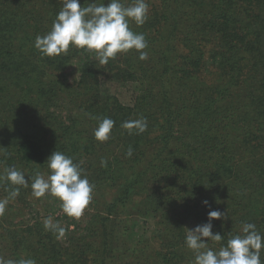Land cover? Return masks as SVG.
<instances>
[{
	"label": "trees",
	"instance_id": "1",
	"mask_svg": "<svg viewBox=\"0 0 264 264\" xmlns=\"http://www.w3.org/2000/svg\"><path fill=\"white\" fill-rule=\"evenodd\" d=\"M87 2L80 0L82 7ZM146 2L147 21L129 26L144 34L147 59L132 49L100 65L95 52L70 46L46 57L34 47L62 0H0V174L15 166L26 176L47 175V158L61 151L84 161L95 189L89 205L95 202L103 213L93 235L62 241L38 220L15 222L35 197L30 183L2 180L0 199L19 187L0 215L5 259L31 254L36 264H87L88 255L99 252L109 264L113 231L123 220L151 219L161 231L158 248L132 249L135 264H193L194 253L184 243L187 224L193 229L206 223L210 210L225 213L212 221L213 233L223 237L208 241L214 250L240 234L244 223L264 235V0ZM102 79L134 84L132 104L103 92ZM104 117L115 125L109 139L99 142L92 131ZM140 117L147 119L145 132L129 134L121 127ZM94 216L89 227L96 225ZM260 259L264 263V249Z\"/></svg>",
	"mask_w": 264,
	"mask_h": 264
},
{
	"label": "clouds",
	"instance_id": "2",
	"mask_svg": "<svg viewBox=\"0 0 264 264\" xmlns=\"http://www.w3.org/2000/svg\"><path fill=\"white\" fill-rule=\"evenodd\" d=\"M87 2V0H86ZM149 5L146 0H132L125 6L121 0H93L87 6H81L80 0H62V7L53 20L50 30L44 35H37L34 47L42 56L55 57L67 53L70 46L95 52L100 65H107L118 53H126L135 49L139 59H147V41L144 34L133 32L130 21L143 25L148 19ZM85 115H88L87 113ZM115 121L111 118H97V127L93 131L97 141L104 142L110 137ZM129 134L135 130L141 134L147 130L145 117L127 120L121 123ZM133 149L128 148L126 155L131 157ZM47 175L35 171L26 176L24 171L15 166L6 167L0 174V181L6 180L11 185L32 189V196L39 199L50 195L60 201V207L69 217L79 218L92 199L94 185L90 183L82 167L84 161L74 162L73 157L55 150L47 158ZM106 166L107 161L101 160ZM27 177V178H26ZM19 195V187H14L8 196L0 199V215H3L10 199ZM202 203L208 206V201ZM207 222L187 229L186 247L194 253L193 264H262L261 250L264 249V235L254 223H244L241 233L231 236L226 245L219 250L208 247V241L220 242V233H213V220L222 219L225 213L210 210ZM43 226L51 231L57 239L65 235V228L51 216L44 218ZM206 238V239H205ZM0 264H36L32 258L19 260L5 259L0 256Z\"/></svg>",
	"mask_w": 264,
	"mask_h": 264
},
{
	"label": "rangeland",
	"instance_id": "3",
	"mask_svg": "<svg viewBox=\"0 0 264 264\" xmlns=\"http://www.w3.org/2000/svg\"><path fill=\"white\" fill-rule=\"evenodd\" d=\"M100 86H102L103 92H105L108 95L116 97L123 105H131L134 96L136 95V89L134 84L132 83L121 84L118 81L102 79ZM95 128H93V131ZM96 189H99V187H97ZM42 198L43 199L41 200L37 198L31 199L30 200L31 203L29 204V207L25 208V211L22 212V216L16 217L15 222H19L23 225L27 224L26 226H28L31 223L33 224L35 220H38L41 223H43L44 218L51 216L54 222L58 221L60 225L65 228V230L67 229L65 231L66 236L64 235L60 239L62 241H64L65 238L71 235L78 236L80 233H81L80 235H84L87 237L85 232L88 235H93L94 230L101 228L100 224L103 222L98 221L96 216L103 215V213L98 214L99 210L95 202L93 203L94 205H88L85 208L81 217L75 218V217H69L63 213L60 207V201L58 199H54V200L51 199L52 201L50 203L48 201H45L44 197ZM97 199L100 200V198ZM17 205L18 207H22V204L20 203ZM91 216H94L93 220H96L95 222L96 225L94 227H89L91 226V224L88 225V221L90 220ZM131 217L132 216H130L129 218ZM8 222H12V221H8ZM122 226H125V229L127 228L126 232L123 231L124 227ZM187 228L190 229L189 223L187 224ZM118 231L119 232L113 231L114 233L116 232L115 237L117 238V240L115 241V244H113L114 252L112 257L106 260V262H108L109 264H120V263L135 264L137 262V259L134 258L136 255L132 253L134 252V250L137 251V250L145 249V251H152L158 248V245L155 243V241L158 238L157 236L161 235V231L159 227L154 225V222L151 219H147V220L137 219L136 221L129 220L127 223H125L123 220V224L119 226ZM133 232H135L137 236L131 237ZM139 237L140 239L137 240V238ZM148 245L149 247H147ZM1 246L2 248L4 247L3 245ZM95 246L92 248V250L94 252H97L98 251L97 245ZM132 249L134 250L131 251ZM7 251L8 250L5 249L0 250V256L4 257L8 255ZM98 254L99 252L97 254L95 253L89 254L87 258L88 259L87 264H101V263L104 264L103 261L98 258ZM22 257H25V255H23ZM28 258H32V255L30 254V257ZM37 262H38L37 264H44L41 261H37Z\"/></svg>",
	"mask_w": 264,
	"mask_h": 264
}]
</instances>
